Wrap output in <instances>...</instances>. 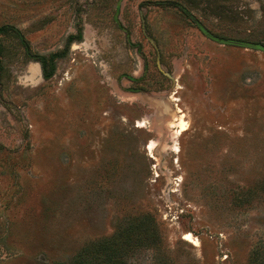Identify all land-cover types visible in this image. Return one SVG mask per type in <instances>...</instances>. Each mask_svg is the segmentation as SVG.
I'll list each match as a JSON object with an SVG mask.
<instances>
[{"label": "rangeland", "instance_id": "1", "mask_svg": "<svg viewBox=\"0 0 264 264\" xmlns=\"http://www.w3.org/2000/svg\"><path fill=\"white\" fill-rule=\"evenodd\" d=\"M184 9L264 44V0H0L36 54L83 29L49 80L0 36V264H264V51Z\"/></svg>", "mask_w": 264, "mask_h": 264}, {"label": "trees", "instance_id": "2", "mask_svg": "<svg viewBox=\"0 0 264 264\" xmlns=\"http://www.w3.org/2000/svg\"><path fill=\"white\" fill-rule=\"evenodd\" d=\"M184 11L190 17V15H189L190 12L187 9H184ZM194 22L196 23L197 27L205 35L210 37L208 35V33H206L204 31V29H202L196 21H194ZM205 29H206V27H205ZM207 31L210 32L209 30H207ZM8 34H15L21 40V42L23 43V45L25 47V50L27 52V55L29 57H31L33 60H35L36 62H39L41 64L42 74H43V78L45 80H49V79H51L54 76V74L56 72V63H57V61L59 59H61V58L66 56V53H67L69 47L74 42H81L83 40V29H82L81 26H78L77 33L76 34H70L68 36L67 41H66V47L64 49L58 50V51L50 53L48 55H41V54H36V53H34L32 51V47H31L30 43L25 39V37L23 36V34L21 33V31L18 28L14 27L12 25L0 26V36H6ZM217 38L222 39L220 37H217ZM222 40H226V39H222ZM227 41L230 42V43H227V44H235V43H232L233 40H227ZM239 44L243 45L244 47L257 48V49H260V50L264 51V44H261V43H244V42L240 43L239 42ZM2 52H3V45L0 43V69L2 68V65H1ZM119 241H120L119 239H116V240L115 239H111L110 241L106 240L105 242H103L101 244L100 250L98 249V251H100L99 255L100 254L104 255V259H103L104 261H102V262L109 261L113 257H115V256L120 254V251H121V248H122L123 245L120 246L119 245ZM126 243H127V241H124V244H126Z\"/></svg>", "mask_w": 264, "mask_h": 264}, {"label": "water", "instance_id": "3", "mask_svg": "<svg viewBox=\"0 0 264 264\" xmlns=\"http://www.w3.org/2000/svg\"><path fill=\"white\" fill-rule=\"evenodd\" d=\"M189 15H190V17L194 20V21H196L198 24H199V26L202 28V29H204V31L206 32V33H208V35L212 38V39H214V40H216V41H219V42H221V43H224V44H227V43H230L229 41H227V40H222V39H219V38H217L216 36H214L213 34H211L210 32H208L206 29H205V27L201 24V22H199L191 13H189ZM232 43H235V44H239V42H236V41H232Z\"/></svg>", "mask_w": 264, "mask_h": 264}, {"label": "bare ground", "instance_id": "4", "mask_svg": "<svg viewBox=\"0 0 264 264\" xmlns=\"http://www.w3.org/2000/svg\"><path fill=\"white\" fill-rule=\"evenodd\" d=\"M181 126L182 127L180 128V132L185 129L184 125H181ZM184 238L188 241L195 243V244L198 242L195 238H193V236L190 233H187Z\"/></svg>", "mask_w": 264, "mask_h": 264}]
</instances>
